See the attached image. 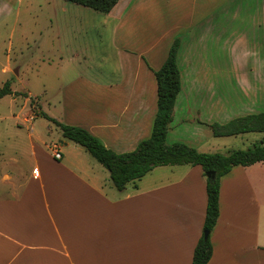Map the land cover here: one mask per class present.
Here are the masks:
<instances>
[{"label":"crops","instance_id":"1","mask_svg":"<svg viewBox=\"0 0 264 264\" xmlns=\"http://www.w3.org/2000/svg\"><path fill=\"white\" fill-rule=\"evenodd\" d=\"M231 1L120 0L109 14L100 13L102 19L83 10L77 17L79 27L97 17L110 28V45L103 51L81 42L74 45L71 39L82 30L74 31L72 19L62 16L60 66L76 76L62 80L51 96L50 103L60 110L50 117L88 130L116 153L134 151L152 135L158 110L155 72L180 38L182 90L166 142L211 153L207 150L216 147L214 141L230 138L215 137L212 124L264 112V58L252 65L257 78L237 81L243 108L239 115L228 113V97L227 102L221 98L224 91L213 92L205 80L206 71L223 68L222 60L216 63L209 57L208 42L215 12L220 10L223 17ZM262 2L250 25L233 34L231 46L227 39L220 43L227 61L236 55L237 71L239 56L260 59ZM20 3L0 0V22L17 14ZM218 32L222 35L221 27ZM101 62L110 63L107 79L100 76ZM36 118L25 119L27 126ZM248 134L231 137L249 141ZM28 140L32 168L0 179V264H192L208 202L201 166L157 167L119 191L109 171L80 145L61 143L62 159L57 160L52 152L44 153L49 145H35L31 135ZM262 199L264 162L236 166L222 177L220 216L211 232L208 264H264Z\"/></svg>","mask_w":264,"mask_h":264},{"label":"rangeland","instance_id":"2","mask_svg":"<svg viewBox=\"0 0 264 264\" xmlns=\"http://www.w3.org/2000/svg\"><path fill=\"white\" fill-rule=\"evenodd\" d=\"M262 1L232 0L228 4L227 14L223 13L222 17L218 10L215 16L213 15L212 34L208 42L211 52L209 57L216 63L222 60L223 68H217V71H206L205 80L211 82L213 92L219 94L220 91H224L221 98L227 102L225 97H228V113L232 116L239 115L238 113L243 111L238 103L240 87L237 81L244 76L247 80L257 78L258 72L252 70V65L262 62L264 47L261 49L259 60H256V57L239 56L241 68L237 71L234 67L236 55L228 56L227 61V55L219 51L220 43L227 39L231 46L236 39L233 34L238 35L242 29L250 25ZM57 2L21 0L18 13L0 22V88L5 82L11 81L12 90L15 91L14 95L0 99V179L6 174H20L32 168V143L28 140V135L33 137L35 145L42 147L69 143L63 138L59 128L47 118L39 116L29 126L25 120L36 116L34 113L36 107L42 108L49 116L55 115V112L58 113L60 109L57 108V104L50 103V98L56 93L62 80L67 81L68 78L76 76L74 71L63 72L60 66L59 51L64 42L59 39V33L63 30L62 16L68 15L72 19L74 31L82 30L80 35H74L71 39L74 45L81 42L87 47L102 51L107 50L110 45V28L104 27L97 17L93 23H83V28L78 26L77 17L84 14L83 10L90 14H97L96 16H101V19L104 15L64 0H57ZM64 9H67V13H64ZM220 27L222 35L218 32ZM225 61L227 68L224 67ZM109 67L110 63L101 62L100 76L107 79L110 74L107 71ZM241 88L244 89L243 86ZM21 124L24 126L20 127ZM261 135L262 133H250L249 141L241 137L216 140L214 141L217 144L216 147L207 151L227 155L234 150H247L264 140L259 137ZM70 146L81 148L73 142H70ZM51 152L50 148H45L44 153L47 156ZM15 160L20 162L15 164ZM262 203L264 204V199ZM260 223L261 231L264 232V210L261 212Z\"/></svg>","mask_w":264,"mask_h":264},{"label":"trees","instance_id":"3","mask_svg":"<svg viewBox=\"0 0 264 264\" xmlns=\"http://www.w3.org/2000/svg\"><path fill=\"white\" fill-rule=\"evenodd\" d=\"M84 6L101 14H109L120 0H64ZM181 39L172 44L169 55L160 70L155 72L158 84V110L152 135L139 143L128 153H116L92 135L88 130L66 125L48 116L39 107L35 108V117L43 116L53 122L61 131L64 139L83 147L99 164L110 173L113 186L123 191L126 187L141 180L157 167L165 166H201L207 177V211L204 234L194 251L192 264H208L212 258L213 246L211 232L220 216L221 179L236 166H251L264 162V140L247 150H234L227 155L219 153H201L183 143L167 144L169 126L173 121L176 99L182 90L181 71L178 66V53ZM14 95L12 82H5L0 88V99ZM23 95V94H19ZM215 137H231L247 133H264V112L239 117L227 124L214 123L211 126Z\"/></svg>","mask_w":264,"mask_h":264},{"label":"built area","instance_id":"4","mask_svg":"<svg viewBox=\"0 0 264 264\" xmlns=\"http://www.w3.org/2000/svg\"><path fill=\"white\" fill-rule=\"evenodd\" d=\"M50 149L54 155V158L57 160L62 159L61 144H54L50 146Z\"/></svg>","mask_w":264,"mask_h":264},{"label":"water","instance_id":"5","mask_svg":"<svg viewBox=\"0 0 264 264\" xmlns=\"http://www.w3.org/2000/svg\"><path fill=\"white\" fill-rule=\"evenodd\" d=\"M212 175H214V174H212V173H207V177H208V178L211 177Z\"/></svg>","mask_w":264,"mask_h":264}]
</instances>
